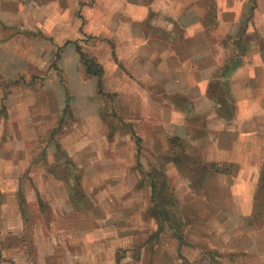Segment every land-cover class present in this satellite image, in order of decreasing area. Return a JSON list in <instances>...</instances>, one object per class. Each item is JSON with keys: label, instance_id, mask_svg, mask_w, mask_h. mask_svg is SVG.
<instances>
[{"label": "crops", "instance_id": "0c3cea01", "mask_svg": "<svg viewBox=\"0 0 264 264\" xmlns=\"http://www.w3.org/2000/svg\"><path fill=\"white\" fill-rule=\"evenodd\" d=\"M231 1L0 0V264H120L114 247L135 240L112 239L106 222L83 216L74 190L62 186L66 181L56 182L66 176L58 168L82 162L79 109L72 108L76 117L67 131L53 139L50 131L69 99L80 96L77 81L96 90L84 91L85 97L99 88L77 44L102 65L103 92L117 94L126 123L142 129L147 120L158 129V146L167 127L185 140L192 161L232 165L231 173L208 169L201 177L230 194L219 212L224 205L234 209L227 214L235 215L243 240L258 238L253 217L264 182V8L258 0L247 25L246 0ZM61 72L74 86L71 94ZM170 152L177 159L176 150ZM134 155H126V194L135 191L128 184ZM93 156L91 170L98 161ZM41 200L54 213L47 224L23 211H38ZM259 232L264 236V222Z\"/></svg>", "mask_w": 264, "mask_h": 264}, {"label": "rangeland", "instance_id": "374dc122", "mask_svg": "<svg viewBox=\"0 0 264 264\" xmlns=\"http://www.w3.org/2000/svg\"><path fill=\"white\" fill-rule=\"evenodd\" d=\"M212 3L215 7L217 1ZM244 3L243 20L248 25L249 21L254 22L259 4L258 0ZM228 4L233 6L234 2L228 0ZM261 7L264 8V0ZM60 78L67 92H74L67 75L61 72ZM76 83L78 90L75 87V91L80 96L69 99L58 127L50 132L53 139L67 131L66 127H70L76 117L72 108L77 107L78 116H83V123L78 126L81 128L78 154L82 162L80 167L68 169L69 174L58 168L57 171L66 176L58 175L56 182L61 183L59 178L66 181L67 184L63 182L62 186L74 190L73 196L79 202L83 216L96 215L98 224L106 222L105 232L111 234L112 239L135 237L129 246L114 247L120 264H264V236L260 237L259 232L264 222V182L256 196L253 217L259 228L256 231L258 238L249 243L238 230L241 226L234 220V209H225L224 205L219 212L218 204L227 206L232 197L217 191L213 185L216 183L204 181L201 173L211 170V165L192 161L185 140L178 139L163 127L164 143L158 146L154 142L158 129L147 120L142 129L134 123H126V112L120 111L122 107L116 93L102 94L98 88L96 94L85 97L84 91L87 96L94 88L90 83ZM98 106L99 117L95 112ZM92 140H97L93 146ZM171 150H176L177 159L172 158ZM58 151L52 150L51 155L60 157L62 151ZM132 152L135 157L128 161V166L133 176L128 184L133 185L135 191L126 194V155L129 157ZM90 154L94 155L93 160H98L93 162L92 170L88 167ZM228 169L232 171L233 167ZM88 174H92L91 177ZM26 195L22 196L24 202H28ZM43 202L41 200L38 211L30 206L23 209L28 220L39 219L47 224L53 218V211ZM83 226L90 228L89 223Z\"/></svg>", "mask_w": 264, "mask_h": 264}, {"label": "trees", "instance_id": "16d2710c", "mask_svg": "<svg viewBox=\"0 0 264 264\" xmlns=\"http://www.w3.org/2000/svg\"><path fill=\"white\" fill-rule=\"evenodd\" d=\"M77 49L80 52L81 59H82L83 65L85 67L86 73L88 75L99 77L98 87H99L100 93L103 94L104 90H103L102 77L104 74V69H103L102 65L98 62V60L95 57L90 56L88 53L83 51L79 44H77ZM210 165H211L212 170H214V171H217L220 173H231V171L228 169V167L232 166L231 164L219 165L216 163H212Z\"/></svg>", "mask_w": 264, "mask_h": 264}]
</instances>
